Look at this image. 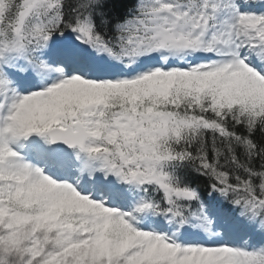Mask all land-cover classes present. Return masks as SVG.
Wrapping results in <instances>:
<instances>
[{
  "label": "snow or ice",
  "instance_id": "snow-or-ice-1",
  "mask_svg": "<svg viewBox=\"0 0 264 264\" xmlns=\"http://www.w3.org/2000/svg\"><path fill=\"white\" fill-rule=\"evenodd\" d=\"M0 264H264V0H0Z\"/></svg>",
  "mask_w": 264,
  "mask_h": 264
}]
</instances>
